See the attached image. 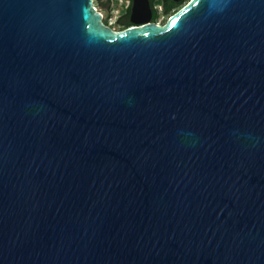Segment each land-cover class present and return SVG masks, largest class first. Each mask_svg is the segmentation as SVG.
Returning a JSON list of instances; mask_svg holds the SVG:
<instances>
[{
    "label": "water",
    "instance_id": "1",
    "mask_svg": "<svg viewBox=\"0 0 264 264\" xmlns=\"http://www.w3.org/2000/svg\"><path fill=\"white\" fill-rule=\"evenodd\" d=\"M140 22L0 0V264H264V0Z\"/></svg>",
    "mask_w": 264,
    "mask_h": 264
},
{
    "label": "flooded vegetation",
    "instance_id": "2",
    "mask_svg": "<svg viewBox=\"0 0 264 264\" xmlns=\"http://www.w3.org/2000/svg\"><path fill=\"white\" fill-rule=\"evenodd\" d=\"M181 1L182 0H169V4L179 3ZM149 2H150V7H151L150 14H148V12H144V15L142 16V18H138L136 17V15L133 16V9H132L133 0H127V3L122 9L121 14L118 16L116 20V25L120 27L121 30L129 28V27H133V26H141V25H144L145 22H140V21L147 19L149 17H150V22H155L159 24V19L158 21H155V17L158 15H160V17L161 16L163 17L162 12L165 11V7L163 5H159L157 7L155 0H149ZM128 6L130 7V9H128ZM104 20H106L109 25V19L105 17ZM117 22H121L122 24L120 25Z\"/></svg>",
    "mask_w": 264,
    "mask_h": 264
},
{
    "label": "rangeland",
    "instance_id": "3",
    "mask_svg": "<svg viewBox=\"0 0 264 264\" xmlns=\"http://www.w3.org/2000/svg\"><path fill=\"white\" fill-rule=\"evenodd\" d=\"M103 1L106 3L108 0H103ZM118 1L119 2L117 3L115 0H113L109 8L103 7L101 5H96L98 10L103 14V17L104 18L107 17L109 19V25L113 27L115 30H121V28L116 25V20L118 16L121 14L125 4L127 3V0H118ZM170 17L171 16H167V17L161 16L159 18V24H166Z\"/></svg>",
    "mask_w": 264,
    "mask_h": 264
},
{
    "label": "trees",
    "instance_id": "4",
    "mask_svg": "<svg viewBox=\"0 0 264 264\" xmlns=\"http://www.w3.org/2000/svg\"><path fill=\"white\" fill-rule=\"evenodd\" d=\"M113 0H108L106 3L103 0H95V4L96 5H101L103 7H107L109 8L111 6V2ZM117 3L119 2L118 0H115ZM189 0H182L179 3H175V4H169V0H155V3L157 5V7L159 5H163L165 7V11L162 12L163 17H167V16H171L173 15L175 12H177L181 7H183L186 3H188ZM128 9H130V7L128 6ZM160 15L155 17V21H158ZM106 24L107 21L104 20ZM118 24H122L121 22H117ZM123 29V28H122Z\"/></svg>",
    "mask_w": 264,
    "mask_h": 264
},
{
    "label": "bare ground",
    "instance_id": "5",
    "mask_svg": "<svg viewBox=\"0 0 264 264\" xmlns=\"http://www.w3.org/2000/svg\"><path fill=\"white\" fill-rule=\"evenodd\" d=\"M143 15H144V9L141 6V4L139 2H137V6H136V17L142 18Z\"/></svg>",
    "mask_w": 264,
    "mask_h": 264
}]
</instances>
